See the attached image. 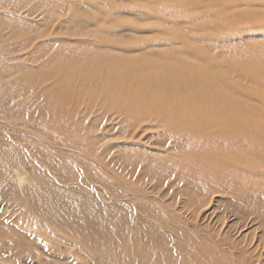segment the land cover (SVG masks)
I'll use <instances>...</instances> for the list:
<instances>
[{
    "label": "bare ground",
    "instance_id": "obj_1",
    "mask_svg": "<svg viewBox=\"0 0 264 264\" xmlns=\"http://www.w3.org/2000/svg\"><path fill=\"white\" fill-rule=\"evenodd\" d=\"M47 1L79 15L69 8L72 1ZM153 1L157 8H175ZM30 28L14 31L21 36L13 37L16 48L0 45V191L11 203L5 217L20 224L1 229L17 235L13 246L28 241L51 256L46 247L63 243V264H260L243 261L247 250L226 237L216 240L206 225L179 231L190 226L181 210L211 218L213 212L205 214L210 190L232 195L237 210L226 211L229 217L244 202L264 216V108L248 106L240 85L231 86L228 68L238 69L229 52L162 41L155 53H135L140 49L134 43L100 28H68L66 46L33 47L38 39L25 38ZM15 51L21 52L12 57ZM250 69L264 86V62ZM93 114L129 138L121 141H138L153 128L155 140L113 145L108 152L82 122ZM68 157L82 173L98 176L73 177L78 172H67ZM146 185L148 192L139 188ZM164 185L178 186L173 193L184 197L179 209L152 199ZM99 195L116 203L117 212ZM256 239L250 252L258 258L264 249Z\"/></svg>",
    "mask_w": 264,
    "mask_h": 264
},
{
    "label": "rangeland",
    "instance_id": "obj_2",
    "mask_svg": "<svg viewBox=\"0 0 264 264\" xmlns=\"http://www.w3.org/2000/svg\"><path fill=\"white\" fill-rule=\"evenodd\" d=\"M69 1H72L68 4L69 8L79 9V15L74 17L70 12H67V9L60 11L53 2L49 3L47 0H0V45L6 50L11 47L16 48L17 39L13 37L17 35L18 31L16 33L14 31L28 26L31 27V30H34L27 29L28 34L25 35V38L38 39L34 44L32 43L33 47L40 42L53 43L57 47L60 44L67 45L68 28L109 29L111 30L110 33L115 34L113 36L116 39L134 43L132 46H137L140 49L135 53L146 51L155 53L157 45L161 44L162 41L173 44H189L191 42L201 45L213 44L219 46V48L213 50L214 54L218 55L220 53L218 49L220 51L225 50L229 52L230 60L235 61L238 70L241 69V66L245 68L244 74L241 72L242 76L238 70L228 68L231 86L237 88L240 85L248 106L264 108V86L260 84L259 88V84L250 73V67L254 62H260L261 64L264 62V0H197L196 3H193V0H163L173 4L175 7L173 9L157 8L153 0H115L116 3L120 4L115 8H110L106 0ZM183 2L184 4H182ZM131 4L135 7H132ZM146 4L154 6L151 7L153 11H146V6H144ZM17 36L21 38L19 33ZM56 45L53 47H56ZM254 51L262 53L253 58L254 56L252 57L251 53L254 55ZM20 52L15 51L11 56H17ZM96 115L93 114L90 118L83 119L82 122L95 131L96 137L101 139L103 148L108 152H110L109 147L113 145L128 144L133 146L132 144L135 143L145 142V144H148L149 142L153 143L155 140L153 136L155 130L153 128L152 131L143 133V137L139 138L138 141L133 142L135 138L131 142L121 141L129 138L124 136L122 138L119 137L120 135L113 133L111 130L112 123L106 117ZM148 137H150V141ZM68 165L70 168V170H67L68 173L78 172L73 177H81L84 173H89L91 177L98 176L96 171L82 173L79 170L80 165L73 158H69ZM106 176L114 179L108 170ZM102 183L106 185L105 180H102ZM23 184L25 183L17 185L21 186ZM139 188L147 192L150 190L147 185ZM92 189L98 193L100 187L95 185L92 186ZM176 189H179L176 185L171 189H169V186L164 185L157 190V195L151 194L153 195L152 199H160L164 204H172L171 209H179L184 197L181 194L173 193ZM22 191V187L15 188V194H21ZM211 191H207V195L204 193L207 197L209 195L208 200L210 201L206 206L205 214L213 212L211 216L213 219H202L198 216L193 218L190 214L181 210V212L183 211L181 217L190 226L185 224L179 231L192 229L193 225H206L210 232L217 235L216 240L226 237L231 242H236L240 246L239 249L247 250L245 254L240 255L243 261L246 260L245 257H248L253 263L259 261L260 264H264V253H261V257L256 258L254 252L257 251L250 252L256 238L257 242L263 245L262 249H264V216L258 214L244 202L243 209L236 211L235 216L229 217L226 211L237 210L233 207L234 198L232 195L226 192H216L218 193L216 195ZM94 195L97 197L96 194ZM173 196L175 197L174 202H172ZM99 197L107 202L109 211L112 213L117 212L116 203L102 198L101 195ZM9 209H11V203L1 195L0 191V264H35L38 260H43L41 264H63L61 262L62 257H65L67 261V253L62 252L66 247L63 243H58L54 248L46 247V251L51 256H47L28 241H22L13 246L17 235L14 233L9 235L1 229H7L5 226L14 228L15 225L20 226L17 220L14 221V216V218L12 216L5 217L7 215L6 211ZM204 210L200 212L202 213ZM224 212H226V216L222 217L221 215ZM214 215L215 217H213ZM5 219H11L13 222L6 223L7 220ZM2 220L4 221L1 223ZM209 221L210 223H208ZM173 224L175 225V223ZM191 224L193 225L191 226ZM238 225L240 227L235 232ZM165 230L169 231L168 229ZM15 233L17 232L15 231ZM177 238L182 242L187 241L185 237L179 236Z\"/></svg>",
    "mask_w": 264,
    "mask_h": 264
}]
</instances>
